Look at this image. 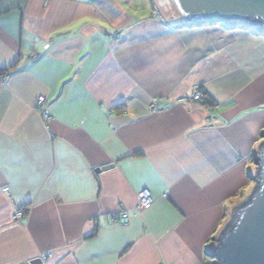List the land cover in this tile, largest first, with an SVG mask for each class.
I'll return each mask as SVG.
<instances>
[{"label": "crops", "instance_id": "0c3cea01", "mask_svg": "<svg viewBox=\"0 0 264 264\" xmlns=\"http://www.w3.org/2000/svg\"><path fill=\"white\" fill-rule=\"evenodd\" d=\"M0 72V264H206L264 131V35L171 27L154 0H0Z\"/></svg>", "mask_w": 264, "mask_h": 264}, {"label": "water", "instance_id": "95a60500", "mask_svg": "<svg viewBox=\"0 0 264 264\" xmlns=\"http://www.w3.org/2000/svg\"><path fill=\"white\" fill-rule=\"evenodd\" d=\"M171 27L241 24L264 35V0H154ZM264 138V131L261 133ZM113 167L94 168L95 173ZM251 175L256 184L242 204L233 206L214 243L206 244L209 264H264V140L254 145ZM212 240V239H211ZM35 258L31 264H38Z\"/></svg>", "mask_w": 264, "mask_h": 264}, {"label": "built area", "instance_id": "2783aa9c", "mask_svg": "<svg viewBox=\"0 0 264 264\" xmlns=\"http://www.w3.org/2000/svg\"><path fill=\"white\" fill-rule=\"evenodd\" d=\"M237 25L241 26V24H229V23H227V24L223 23L222 24V26H224L225 28H234ZM193 94H195V95H193ZM192 95H193L192 98L194 100H197V101H200L202 98L201 90L199 88H196L195 90H193ZM44 103H45L44 97L38 96L37 99L35 100V107L37 109L41 108L44 105ZM149 107L153 109L155 107L154 102H151ZM151 203H152V197L150 196V194L147 190H141L137 193V201H136V209L137 210H144V209L148 208L151 205ZM115 211H116L115 213H113L109 216L110 219L113 220L115 218H120L121 220H124V219L128 218L127 211L121 203L118 204V207L116 208ZM22 216H23V212L21 210L17 209L15 211L14 218L18 219Z\"/></svg>", "mask_w": 264, "mask_h": 264}, {"label": "rangeland", "instance_id": "374dc122", "mask_svg": "<svg viewBox=\"0 0 264 264\" xmlns=\"http://www.w3.org/2000/svg\"><path fill=\"white\" fill-rule=\"evenodd\" d=\"M234 28H236V27H234ZM230 29H231V28H230ZM196 88H198V87H195L193 90H195ZM199 89H200V88H199ZM200 90H201V89H200ZM201 94H202V92H201ZM193 95H195V94H193ZM193 95H192V92H191L190 99H193V98H192ZM201 96H202V95H201ZM36 99H37V98H36ZM193 100H194V99H193ZM195 101H197V100H195ZM260 137H261V136H260ZM263 140H264V138L261 137V138L257 141V143H261ZM257 143H256V144H257ZM253 149H254V148H253ZM250 161H251V162H250L251 164L249 165V170L247 171V172H248V178H249V181H250L249 186L239 194V196H238L237 200L235 201V203H234V204L231 203L230 205H232V206H230V208H227V209L225 210V215H224V218H223V222H222V224H221V226H220V228H219V231H220L221 228L224 226V224H225V222H226V220H227V218H228V216H229L230 209H231L233 206H237V205L242 204L243 201L245 200L246 196L248 195L249 191L251 190V188L256 184L255 178L251 175V170H252V168H253V156L250 157ZM219 231L217 232V234L219 233ZM217 234H215V235L212 237V240L210 239V240H209L210 242H207V244H209V243H214V242H215V239H213V238H216V237H217V236H216ZM210 260H212V259L206 257V264H209V261H210Z\"/></svg>", "mask_w": 264, "mask_h": 264}, {"label": "trees", "instance_id": "16d2710c", "mask_svg": "<svg viewBox=\"0 0 264 264\" xmlns=\"http://www.w3.org/2000/svg\"><path fill=\"white\" fill-rule=\"evenodd\" d=\"M240 25H237L235 27H239ZM241 27V26H240ZM243 28V26H242ZM251 29V28H250ZM1 73V72H0ZM202 92V99H203V103L205 104H211V100L206 96V93L204 91H201ZM20 210V209H19ZM22 211V210H21ZM23 212V211H22Z\"/></svg>", "mask_w": 264, "mask_h": 264}]
</instances>
